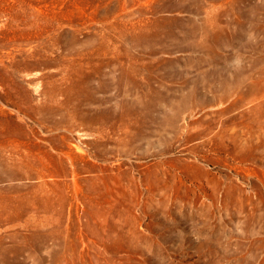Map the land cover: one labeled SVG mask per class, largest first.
I'll return each mask as SVG.
<instances>
[{
	"label": "rangeland",
	"instance_id": "1",
	"mask_svg": "<svg viewBox=\"0 0 264 264\" xmlns=\"http://www.w3.org/2000/svg\"><path fill=\"white\" fill-rule=\"evenodd\" d=\"M0 264H264V0H0Z\"/></svg>",
	"mask_w": 264,
	"mask_h": 264
}]
</instances>
